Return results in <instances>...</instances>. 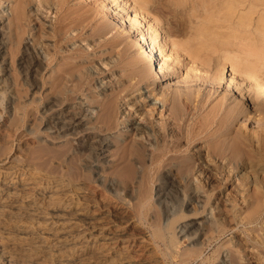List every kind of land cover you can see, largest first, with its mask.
Segmentation results:
<instances>
[{
	"label": "bare ground",
	"instance_id": "bare-ground-1",
	"mask_svg": "<svg viewBox=\"0 0 264 264\" xmlns=\"http://www.w3.org/2000/svg\"><path fill=\"white\" fill-rule=\"evenodd\" d=\"M33 1L15 0L9 24L0 29L1 89L8 92L12 82L6 49L9 46L13 53L16 44L23 41L17 61L20 81L34 94L47 85L51 89L47 96L50 100L42 103L41 114L54 110L67 97L66 83L70 77L65 81V75L76 81L74 93L84 90L87 79H92L103 95L102 101L93 99V103L99 102L101 106L98 115L101 126L92 125L94 107L85 105L83 100L78 102V111L71 112L72 107L67 106L50 116L52 121L46 125L47 130L57 132L59 138L69 136L75 140L77 153L83 156L75 171L59 162L48 166L38 151L36 155L28 151L11 155L17 142L28 148L30 142L24 139L13 140L10 150L0 153V264H165L154 245L157 236L164 238L169 247L188 239L194 246L201 245L199 253H202L206 244L200 241L204 227L210 220L216 223L208 214L216 218L222 211L234 212L233 218L224 217L223 225L235 220L243 209L249 213L241 222L252 223L264 214V0H159L164 7L161 10L178 13L179 20L176 15L175 18L179 22L172 20L178 23H174V28L186 38L174 40L168 36L170 30L165 32L160 26L157 19L162 20L163 13L160 8L150 7V0H135L139 10L132 6L131 0H91L85 7L76 8L79 13L74 10L78 14L73 19L68 11L67 16L64 12L56 22L58 26L50 28L52 37L44 30L39 36L35 34V39L53 45L49 47L51 56L47 60L32 42L36 40L22 37L29 27L25 21ZM98 14L105 20L100 19L102 23L97 24L99 27L95 25L97 28L93 26L95 29L90 26L92 38L97 40L108 34L113 28L112 21L124 26L127 36L134 33L136 36L130 42L124 33L106 40L113 51L124 45L117 52L123 57L128 84L120 79L123 88L118 95H107V83L95 67L84 65L82 71L83 63H77L81 66L78 68L74 59H68L70 56L59 58L65 52L60 43L71 39L66 35L67 26L73 24L79 34ZM256 14L258 19L254 23ZM146 17L156 21L147 25ZM144 27H147L145 31ZM48 35L54 39L52 42ZM127 46L139 51V59L127 58ZM55 60H59V65L52 67L50 77H44L40 83L46 66ZM112 62L116 64V59L110 58L109 63ZM184 68L186 76L181 73ZM174 76L180 77L176 81L180 85L164 86L162 80ZM207 87L210 88L206 91ZM136 91L133 106L147 123L126 114L122 122L126 130L119 135L134 137L129 143L122 142L112 153L117 135L111 131L116 126L118 106ZM123 92L125 95L119 99ZM218 94L223 95L217 99ZM207 103L209 108L205 110ZM12 104L10 96L7 111L12 109ZM158 118L160 129L156 130L154 120ZM240 119L244 125L237 127L236 121ZM17 124L16 117L13 125ZM16 133L15 129L12 134ZM136 136H144L148 142ZM183 142L187 144L186 153ZM117 161L120 166L115 167ZM98 162L108 168L115 167L112 177L102 175V165ZM241 169L245 173L240 174ZM194 171L202 179L195 185L191 182L193 187L189 183L191 188L188 184L187 190L182 184L192 180ZM88 172L94 174L97 185L93 180L88 182ZM116 177H120L122 185ZM250 182L254 188L251 191L247 188ZM138 184L139 214L146 213L145 203L154 192V202L165 221L152 236L143 234L136 214L124 207L131 188L136 192ZM121 189L123 196L117 197ZM224 191L228 192L226 197ZM110 199H115L116 206L104 204ZM204 212L200 220L197 215ZM260 232V237L252 238V248L240 239L235 240L230 248L235 259L232 263L264 264V226ZM223 253L219 254L223 257ZM227 256L228 252L222 258L223 264H230Z\"/></svg>",
	"mask_w": 264,
	"mask_h": 264
},
{
	"label": "rangeland",
	"instance_id": "rangeland-1",
	"mask_svg": "<svg viewBox=\"0 0 264 264\" xmlns=\"http://www.w3.org/2000/svg\"><path fill=\"white\" fill-rule=\"evenodd\" d=\"M47 1L48 0H34L33 3L28 7L27 15L29 18L26 19L25 26L28 25L29 27L24 30V31H26V33L22 32L23 34L25 33L24 35H22L23 38L27 37L30 40L33 39V40L37 41V42L36 41H32V42H35L34 45L35 46L37 45V50L40 52V54H42V57H45V60H47L48 57L51 56V51H49L51 49H49V47L53 48V45L48 46L51 43L49 41H47V42L44 41L43 38H42L43 41L41 40V38L35 39V38H37L35 34L37 33L39 36V32L44 30V33L47 32L46 34L49 33L51 36V34H53V31L50 32V30L55 28L56 26H58L57 20H59V17L61 18V15H62V17L64 14H66L64 16H67V11H68V13H70V15H71L70 18L73 19L79 13L78 12L79 10L76 11V8L79 9L83 6L85 7L84 4H86V5L89 4L88 2L91 0H70V2H69V0H67V1L66 0H63V1L58 0L59 3L57 2V0H49V3ZM50 1L52 3H50ZM150 1H151V3L149 2L150 7L152 6V8H155V7L160 8V10L162 9L163 6H162L161 2H159V0H157V1L154 0L156 2H152V0H150ZM130 2L132 3V6H135V8L138 7L135 4V0H131ZM157 2H158V4H157ZM14 3H15V0H0V29L1 28L3 29V27H5V26H7V24H9V18L11 19L10 16L13 13ZM65 3H67V4H65ZM56 4H57V6H56ZM61 4L63 6H61ZM159 4H160V6H159ZM30 7L33 10L32 9L30 10ZM58 7L61 9H58ZM64 7H65V10H64ZM66 8H68V9H66ZM36 9H38V10H36ZM137 9L139 10V7ZM163 9H164V7H163ZM74 10L78 13H75ZM82 11H80V12H82ZM161 11L163 13L161 16L162 20L160 19L159 16H157V18H159L160 20H158L157 18L156 19L159 22L160 26L163 27V30L165 32L170 30L171 34H169L170 32H167V35L169 34L168 36H170V38H172L173 40L178 39L179 37H182V39H183V37L186 38L179 31H176V29L174 28L175 21L179 22L178 21L179 17L176 15L178 13L170 10L171 13H173V12L175 13V14L171 15V13L170 14L168 13L169 11H165V10L164 11L161 10ZM71 13L73 14V17H72ZM165 13L167 15L169 14V16L166 15L168 18L163 16V15H165ZM74 14H76V15L74 16ZM170 15L172 17H170ZM175 15H176V18L178 17L177 18L178 20H176ZM254 16L255 17H253L254 18L253 22L255 23V22H257L256 19H258V15L256 14ZM163 17H164V19H163ZM95 18L96 19H94V21H91V23H89V21H88V23L86 22L87 23L86 28L87 27L88 28L85 29V27H84V29L82 30L83 32L81 31L79 34H77L79 31L75 27H72L73 24H69L67 26L68 28L66 27L68 29L66 35L68 36V34H69V36H71L72 40L69 38L67 41H65V42L63 41V43H60V45L62 44L64 46L63 47L61 45L62 51H65V52H62L63 54H59V58H61L63 55L64 56L62 58L70 56V57H68V59H71V60L74 59L76 66L78 64L83 63L82 67L80 65H78L79 66L78 68L81 67L82 71H84L83 70L84 65L95 67V69L101 73V74H99V77L102 78L103 81L107 83L106 84L107 85L106 88H108L107 95H109V93L118 95L120 93L119 91H120L121 87L123 88V85L119 84V83H121L120 79L123 80L124 84L125 83L128 84V78L124 77L126 75L125 74L126 72L123 70L124 65H125L123 57L120 56L119 53L117 52V50L123 48L122 46H124V45L122 44L121 46H119L117 48L116 51L115 50L113 51L110 48V46L106 44V40L111 39L113 35L124 33L125 37L128 38L126 40H128L130 42V41L135 40L136 36H135V33L132 34V36H127L128 33L125 32L124 26H121V24L119 22L112 21L113 22L112 23V26H113L112 30L108 34H103L105 36L99 37L96 40V39L92 38V36H91L92 32L91 31H93L94 27H96V26L99 27V25L102 22H104L105 18H103L102 15H100V14H98ZM100 19L102 22L100 21ZM146 20L148 21L147 25L156 21V20H154L153 17H148V18L146 17ZM172 20H175L174 23ZM99 21H100V23H98ZM97 24H99V25H97ZM175 24L177 25L178 23H175ZM176 25H175V27H176ZM69 26L72 28H70ZM90 26H92V27L94 26V27L92 28ZM171 26L173 27L174 30L171 29L172 28ZM31 28H33V29H31ZM66 28H65V32L67 30ZM69 28H70L71 32L69 31ZM142 29H144V31H145L147 29V27H144ZM6 30L8 31V28ZM172 30L175 33L176 32L177 33L175 34L174 32H172ZM40 33H43V32H40ZM177 34H179V35H177ZM50 36L48 38L52 42V40H54V39L51 38L52 36L51 37ZM182 39H180V40H182ZM69 40H71V41H69ZM128 41L124 44L127 45ZM20 42L18 44H16L17 47H14V49H16V48L17 49H16V51L13 50V53H12V50L8 49L9 46L6 49V51H7V57L6 58H8V63L10 64V76L12 77V82H9L10 88H9L8 92L7 91L4 92V89H1V86H3V84L1 83L2 73L0 72V127L3 128V131L0 133V153H2L5 149L10 150L9 145L13 140H15V141L21 140L22 141L24 139V140L30 142V145L28 146V148H26V149L23 148V146L20 145L19 142H17L16 147H14L10 151L11 155L16 156L18 154L25 153L27 151L30 154H32V153H35V151H38L39 153L41 152L40 155H42L43 159H45L47 161L48 166H52L55 163L59 162V163H64L65 165L69 166V168L72 169V171H75L76 168L78 167V165L80 164V158H83V156L80 157V155L77 153V150L75 148V140H72L69 136H66L64 138H59L58 133L51 131L50 129L47 130L46 125L48 124V122L52 121L50 116L57 109H62V107L65 108L67 106H71L72 107V108H70L72 110L71 112L78 111L79 110V108H78L79 103L78 102L80 100H83V103L85 105H89V106L94 107V115H93L92 122H91L92 125L93 126L98 125V127L101 126V124L99 123V120H98V115L101 111V106H100L99 102L93 103L94 102L93 99L96 98L97 100L99 99V101H102L103 95H100V91L97 88V84H96L95 80H92V79L91 80L87 79L88 83L85 85L84 90H81L77 93L76 92L74 93L72 91V89H75V87L73 85L76 83V81H73L74 78H71L72 76L65 75V77H66L65 81L67 80V77L68 78L70 77L68 80V83H66V85L68 86L67 89H68V95L69 96L65 95V96H67L66 98H68L69 100L65 98V100H67V101L62 100V103L64 102L63 104L60 103L59 106H56L57 108H53L54 110L48 111L45 114H41L42 113L41 109L43 107L42 103L47 102L45 100H48V101L50 100V97L48 98L47 96H49L48 94H51V93H49V92H51V89L49 88L50 86L47 85V86H44L43 89H40L41 91H39V93L36 92L34 94L33 92H31L29 87H27L25 84H23L20 81L21 79L18 76L19 74H17L18 73L17 61H18V58L20 57L21 52L23 50V41H20ZM19 44H20V46H19ZM94 44H96V45H94ZM109 49H111L113 52L110 50L112 52V53H110ZM127 49H129V50H126L127 58L129 57V58H134V59L138 58L139 59V55H140L139 51H137L136 49H132V48L130 49L129 47ZM10 51H11V53H10ZM11 54H14V56ZM60 55H61V57H60ZM76 55L78 57H76ZM87 55H89V56H87ZM72 57H74V58H72ZM85 57H87V58H85ZM82 58H85V59H84V61L82 60V62H80ZM110 58H111V60H114V61L116 59V64L117 63L118 64L116 65L115 62L109 63ZM64 59H66V58H64ZM89 59H91V61H89ZM91 62H93V63H91ZM162 62H163V58L161 60V63ZM58 63H59V60H55L51 66H48V67L46 66V69L44 70V74L40 78V83L43 82L44 77H50V75L52 74V71H51L52 67H54V68L57 67V65H59ZM174 63H175V61H174ZM181 73L184 76H186L187 69L184 68ZM226 73L228 75L230 74V72H227V71H226ZM179 79H180L179 76H176V77L174 76V78H167V80H162V82H163L164 86L171 85V88H173V87L176 88L177 85H180V83H181V82L180 83L176 82ZM14 80H16L17 82H15ZM209 88L210 87H207L206 91ZM220 91H221V89H220ZM89 92L92 94H90ZM44 95L47 98H45ZM124 95H125V92L121 93V95L119 96V99L122 98V96H124ZM222 95L223 94H220V95L218 94V95H215V97L218 99ZM10 96H12V103L13 104H12V109L10 111H7L8 110L7 104L9 102ZM50 96H52V95H50ZM136 96H137V91L131 93L126 98H124L120 103L121 106H118L119 107L118 113H117V117L115 119L116 126L111 131V133L113 135L114 134L117 135V138L113 139L114 145H112V147H111L112 153H114V151L118 147H120L122 142L129 143L132 140V138L134 137V136H128L127 134L119 135V132L126 130L125 124L122 123L126 119V117H125L126 114H128V113L132 114L131 118L135 119V120L137 119L138 122L145 123V124L147 123L146 119H144L143 116H140V114L135 111V107L133 106V101H134ZM152 96H154V94H152ZM156 97H159V96H156ZM217 99H215V101ZM250 103H251V101H250ZM15 107H16V109L18 108L16 111H15ZM20 107L23 108L22 111H21ZM208 108L209 107H208V103H207L205 105V110H207ZM14 116H16L18 119L17 126L13 125V120L16 118V117L14 118ZM259 117L260 116H258V118ZM154 121H155L154 122L155 129L159 130L160 129L159 128L160 127L159 126V118L155 119ZM242 121H243V119L236 121V126L238 127L239 125L244 123ZM249 123H250V121L246 122L248 127H249ZM242 125H244V124H242ZM252 126H253V124H251L250 127L253 128ZM15 129L17 130V133L12 134V133H14ZM99 130L100 129H98V131ZM100 132L101 133H108V132H103V131H100ZM10 134H12V135H10ZM136 137L139 140H142L143 142H148V140H146V138L144 136H136ZM169 139H172V137H170ZM40 145H43L44 149L40 148L41 147ZM183 145L184 146L182 149L185 152L186 151L185 148H187V144L185 142H183ZM149 148L152 149L153 146H149ZM46 150L48 151L47 155L45 154ZM36 153L34 155H36ZM183 156H185L184 153H183ZM112 158H114V157L113 156L109 157V159H112ZM87 159L90 160L91 158L87 157ZM98 163L100 165H102L100 162H98ZM115 164H116L115 167L120 166L118 161L115 162ZM115 167H113V168L109 167L108 168L107 166L102 165V170H101L102 175H104L106 178L112 177V171H113V169H115ZM245 171H246L245 169H241L240 174L245 173ZM194 173H195V176L193 177L194 179L192 178V180L183 182V184H182L183 188H186L188 190V188L190 187V184L192 185V183H193V185H195L197 183L198 179L199 180L202 179V176H199V173H196L195 171H194ZM87 175L89 177L88 182L91 180L94 181V174L93 173L88 172ZM196 176H198L199 178H196ZM116 178L118 179L119 183L122 185V182L119 179L120 177H116ZM93 183H94V185H97V183L95 181ZM188 184H189V187L187 188ZM193 185H192V187H193ZM251 185H252L251 182H250V184L247 185V188L250 191L252 189L254 190V188ZM131 186L134 187L133 183ZM133 187L131 188L130 195H128L125 198L126 201L124 202V207L126 206V208H128L127 210H130V213L136 214L137 222L140 225V229L142 228L141 230H142L143 234L152 236L153 233L155 232V230L159 229L161 227V225L163 223H165V221L163 220L162 211L154 202V196H153L154 192H153V193H150L151 195L149 194V198H148L147 202L145 203L146 207H144V209L146 208V213L140 215L139 214V212H140L139 211V206H140L139 205L140 204L139 203V188H138L139 184L136 186V189L138 188L136 192L133 191ZM186 189H184L185 192L187 191ZM224 192H225L224 196L226 197V193H228V192L227 191H224ZM122 193L123 192L121 189L119 194L116 196L117 197L123 196ZM221 196H223V193L221 194ZM109 201H110V203H109ZM109 201H104V204L106 203V204H110L112 206H116L115 199H113V200L110 199ZM213 201L217 202V200H214V199H213ZM214 204H216V203H214ZM113 208H115V207H113ZM210 210L211 209H209V211ZM248 211H249L248 209L240 210L237 214L236 219L233 221H230V223L229 224L227 223V225H225V224L223 225V223H222L224 221V217L226 216V217H229L231 219L235 215L234 212L222 211L221 214L220 215L218 214V217H216V218H215V216L208 214L207 217H213V220L216 221V223H214L210 220L207 222V224L204 227L203 234L200 238V241H202V242L204 241L206 244H204V246H203L204 248H202L203 249L202 253H199L201 251V245L200 246H194V244L191 243L188 239H181L179 242L174 243L171 245V247H169L170 244H168L164 238H160L157 235H156L157 236L156 241L154 243V245L156 246L155 248L158 249L160 255L164 259L165 264H223L222 258L224 257V255L227 252H228V256L226 258L230 259V264H234V262L232 263V261H234L235 259L233 258L234 256L231 254L230 248L233 246V243L235 242V240L240 239L241 241H244V243H247V245L249 244L248 247L252 248L251 246H253V243H254V240L252 238L254 236L260 237V233H261L260 231H261L262 227L264 226V214H262V216L259 215L260 217L258 216L257 219H255L256 221L254 220L252 223H248V221H246V220L241 222V219L244 218V216H246L247 213H249ZM204 214H206V212L198 214L197 216H199L198 218L201 220V219H203L204 216H202V215H204ZM220 251L224 252L223 257L221 254H219Z\"/></svg>",
	"mask_w": 264,
	"mask_h": 264
}]
</instances>
